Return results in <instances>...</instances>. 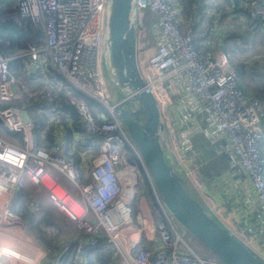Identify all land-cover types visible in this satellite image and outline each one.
I'll return each instance as SVG.
<instances>
[{
    "label": "built area",
    "instance_id": "built-area-1",
    "mask_svg": "<svg viewBox=\"0 0 264 264\" xmlns=\"http://www.w3.org/2000/svg\"><path fill=\"white\" fill-rule=\"evenodd\" d=\"M12 2V7L6 9L0 0V22L15 20L21 26L28 20L37 34L27 49L16 55L11 54V41L0 38V102H12L18 94V79L11 72L13 61L30 58L41 65L40 68L49 63L65 81L66 102L76 111L86 140L91 148L99 146V150L90 160V181L79 187V195H73L50 173L54 169L75 181L77 174L72 161L60 156L58 147L46 150L31 145L29 139L35 124L24 119L15 108L0 110L2 124L9 131L23 135L25 142V146H19L0 137V193L10 195V200L0 205V264H40L43 257L48 256L12 210L14 201L11 199L17 198L27 183L45 192L49 203L76 225L78 240H87L80 244L83 250L101 246L112 249L106 264H117V260L118 264H224L209 251L207 257H203L193 250L189 239L195 238L162 200L158 201L156 221L147 219L148 222L142 208L138 211L140 217L138 214L133 217L132 207L142 175L137 165L130 163L128 155L132 153L139 163H144L126 128L113 112L105 83L109 0ZM245 8L264 23V6L260 0H249ZM147 12L158 19L161 39L150 57L143 62L138 60L145 84L141 92L154 96L161 110L158 95L167 77L184 75L191 94L200 102L202 113L212 116L224 135L220 152L232 170L247 177L264 211V110L258 96L240 88L239 74L230 65L228 56L217 55L209 48L222 16L218 14L212 25L203 26V22H199V31L193 26L183 30L182 9L177 1L133 0V23L145 18ZM204 39L209 46L207 42L206 45L199 43ZM40 68H32V73L37 74ZM27 96L39 107L48 105L49 94L45 89ZM87 99L106 109L110 118L95 114ZM163 148L169 157L172 152L179 161L173 141L167 139ZM148 181L154 195H159L149 178ZM201 203L218 221L215 203ZM257 221L254 236L261 237L264 213ZM228 231L248 247L244 234ZM8 234L12 237L6 236ZM66 252L67 249L58 255L55 264H64ZM256 255L264 261L258 253Z\"/></svg>",
    "mask_w": 264,
    "mask_h": 264
},
{
    "label": "crops",
    "instance_id": "crops-1",
    "mask_svg": "<svg viewBox=\"0 0 264 264\" xmlns=\"http://www.w3.org/2000/svg\"><path fill=\"white\" fill-rule=\"evenodd\" d=\"M176 1L182 9L183 30L189 26L197 30L201 21L203 26L212 25L218 14L222 16L215 34L210 39V46L207 39L199 43L204 45L207 42V46L217 55L225 53L230 65L238 74L240 70L245 72L243 77L240 76L241 89L255 93L253 85L262 88L259 90L258 97L264 110V23L258 21L260 26H257L254 20H245L238 10L242 0L238 2L237 0H198L196 8L192 6L191 14L187 11L189 0ZM3 3L6 9L13 5L12 0H3ZM185 11L187 13L184 15ZM150 21L148 26L144 21L143 28L137 35L138 60L142 62L154 53L161 39L158 19L150 15ZM24 22L21 26L15 20H7L4 24L12 23L18 29H22ZM34 38L35 36L29 42H32ZM26 49L22 50L12 44L11 54L16 55ZM40 66L30 58L13 61L11 72L18 79V94L12 102L2 104L5 105L4 108L17 109L24 119L35 124V131L31 133L29 139L31 145L46 150L58 147L59 155L72 161L77 174L75 181H71L54 169H51L50 173L64 189L77 196L79 187L91 179L90 160L97 154L99 146L91 148L81 131L76 111L66 102V85L63 77L49 63L41 68ZM32 68L40 69L37 74H33ZM165 83L169 101L162 102L160 105L162 109L164 108L161 109V114L163 113L166 120V138L168 133L172 132L178 135L179 141V147H177L179 161L170 152L172 164L180 170L186 181L184 184L194 193L196 199L205 204L207 201L215 203L219 212L216 219L232 233L244 234L249 241L248 247L264 258V235L254 236L258 217L263 216L264 211L247 177L242 172L232 170L227 159L220 152L224 135L218 128L216 120L202 113L200 102L191 94L184 75L180 73L170 75ZM40 89H45L49 94L47 107L37 106L27 96ZM89 104L95 114L110 118L108 111L102 106L96 103ZM262 126L264 129V118ZM4 127L3 124L0 125V137L14 145L25 146L23 135L15 134L5 127L8 132ZM22 192L26 193L29 214H37L36 216L40 218L39 216L45 215L48 210L55 217L54 226L48 227L43 224L41 227V232L46 234L45 238L48 241L46 242L28 226L21 215L17 214L21 217L26 232L31 234L48 253L40 264H55L58 255L65 249H67V258H63L64 264H97L95 255L90 256L91 250H83L81 246V243L87 240H78L79 231L76 225L49 203L45 192L32 183H27L18 197L11 199L12 202H15ZM147 197L144 191L140 199V204L145 205L148 212L144 218L154 221L158 216L153 215ZM8 200L10 195L0 193V205ZM155 211L158 215V211ZM138 216L140 217L139 214ZM6 236L12 237L9 234Z\"/></svg>",
    "mask_w": 264,
    "mask_h": 264
},
{
    "label": "water",
    "instance_id": "water-1",
    "mask_svg": "<svg viewBox=\"0 0 264 264\" xmlns=\"http://www.w3.org/2000/svg\"><path fill=\"white\" fill-rule=\"evenodd\" d=\"M106 69L116 93L113 112L136 145L149 179L168 211L207 251L224 264H264L252 250L215 220L184 186L182 175L168 163L161 142L164 125L154 96L141 92L144 81L137 56L133 0H109ZM110 92V91H109Z\"/></svg>",
    "mask_w": 264,
    "mask_h": 264
},
{
    "label": "trees",
    "instance_id": "trees-1",
    "mask_svg": "<svg viewBox=\"0 0 264 264\" xmlns=\"http://www.w3.org/2000/svg\"><path fill=\"white\" fill-rule=\"evenodd\" d=\"M238 1L239 0H237V2ZM260 1H261V4L264 6L263 0H260ZM197 2H198V0H189L188 1V10L187 11L189 13H190V10L192 9V6L193 5L196 6ZM248 2H249L248 0H242L241 5L238 6V10L245 17V20H252V21L254 20V22L257 23V26H260V23L258 22L259 20L258 19L255 20V18L252 17L251 14L249 13V11L245 8V6L248 4ZM201 3H203V2H201ZM33 28L34 27L32 26V24L29 21L24 22L22 29H18L16 27V25L12 24V23H6V24L0 23V38H2L4 40H10L11 43L13 45H15V47H20V48H22V50H24L28 47V45L30 43L29 41L32 39V37L36 36V34H37L36 29H33ZM244 74H245V72L243 70H240L239 77L240 76L243 77ZM253 87L255 89L254 92L257 93V95L255 93H252V92H251V94L258 96V94L260 92L259 90H262V88L258 85H256V86L253 85ZM76 94L78 96H81V94H79L77 92H76ZM87 101L91 104L95 103L91 99H87ZM4 107H5V105L0 103V110L5 109ZM77 121H78V117H77ZM0 125H2L1 121H0ZM165 155H166V159H167L168 163L172 164L170 157H169L167 152H165ZM128 160L130 161V163H132L134 165H137V166L139 165L138 160L136 159V157L132 153H130L128 155ZM184 186L186 189H188L186 184H184ZM145 193H146V195H148L147 191H145ZM25 194L26 193H24V192L21 193V196L13 203L12 210L16 214L21 215L26 220L28 226L33 231L37 232L40 238H42L43 240L46 241V238H45L46 234L41 232L42 231L41 227L43 224H46L48 227L54 226V222H55L54 214L49 212L48 210H47V213H45V215L39 216L40 218H38L36 216L37 214L36 215L29 214L27 212L28 202H27V198H26ZM46 242H48V241H46ZM111 252H112V249L110 247L101 246L95 250H91L89 253H90V256L95 255L97 264H106L107 261L110 259ZM65 257L67 258V255ZM107 258H108V260H107Z\"/></svg>",
    "mask_w": 264,
    "mask_h": 264
},
{
    "label": "rangeland",
    "instance_id": "rangeland-1",
    "mask_svg": "<svg viewBox=\"0 0 264 264\" xmlns=\"http://www.w3.org/2000/svg\"><path fill=\"white\" fill-rule=\"evenodd\" d=\"M176 1V0H175ZM196 8V6H195ZM191 11L192 9L190 10V14H191ZM198 11V9H197ZM187 12L185 11L184 12V15L186 14ZM150 15L154 16L152 13L150 12H147L146 15H145V18H141L139 20H135V23H136V27L137 29L139 30H142L143 28V20L145 19V23L146 25L148 26L149 23L151 22L150 21ZM155 17V16H154ZM200 30V27L197 28V31ZM138 55V53H137ZM139 66V71H140V64L138 65ZM104 71H105V77H106V87H107V90L109 92V94L112 96V99L115 100V98L117 97L116 93L120 96V92L118 91L117 92V87L115 86V84L113 83V79H112V74L107 73V69H106V61L104 62ZM162 94H163V97L166 98L167 101H169V93H167V86H166V83L163 84V87H162ZM159 99H162L161 98V94L158 95ZM110 99V98H109ZM92 100V99H91ZM162 109V107H161ZM164 109V108H163ZM162 109V110H163ZM161 120L163 122V125H164V131L161 135V142H162V146L163 144L166 142V139H170V141H173L175 143V147H179V141H178V135L172 133V132H169L168 135H167V138H166V120H164V116H163V113L161 114ZM139 163V162H138ZM136 169L138 171V173H140L142 175V181H141V186L139 187L138 189V196L136 197L135 199V202H134V205L132 207V210H133V217L136 218L137 214H138V211H141V208L144 210L142 212H147V209L145 208V205H141L140 204V199L141 197L143 196V192L144 191H147L148 192V197H147V200H148V204L150 205L151 207V210L153 211V215L156 217L158 216L156 214V211H159V207H160V204H159V200H161L160 196L159 195H154L153 193V189H151L150 187V184H149V181H148V173L147 171L145 170L146 167L144 164L142 163H139L138 166H136ZM186 182V181H185ZM143 191V192H142ZM196 198V197H195ZM199 201V200H198ZM162 202V201H161ZM200 202V201H199ZM201 203V202H200ZM140 204V205H139ZM202 204V203H201ZM148 213V212H147ZM20 217V216H19ZM21 218V217H20ZM149 218V217H147ZM158 218V217H157ZM157 219H155L156 221ZM63 238V237H62ZM58 240V239H57ZM190 243L192 244V248L194 251H196L199 255L203 256V257H207L208 255V251L200 244L198 243L195 239L191 238L189 239Z\"/></svg>",
    "mask_w": 264,
    "mask_h": 264
},
{
    "label": "bare ground",
    "instance_id": "bare-ground-1",
    "mask_svg": "<svg viewBox=\"0 0 264 264\" xmlns=\"http://www.w3.org/2000/svg\"><path fill=\"white\" fill-rule=\"evenodd\" d=\"M161 98H162V99H159V101H162V102L166 103L167 100H166L165 97H163V94H162V93H161Z\"/></svg>",
    "mask_w": 264,
    "mask_h": 264
}]
</instances>
